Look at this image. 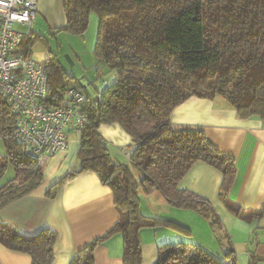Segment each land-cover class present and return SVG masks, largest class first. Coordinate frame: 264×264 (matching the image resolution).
<instances>
[{
	"label": "trees",
	"instance_id": "16d2710c",
	"mask_svg": "<svg viewBox=\"0 0 264 264\" xmlns=\"http://www.w3.org/2000/svg\"><path fill=\"white\" fill-rule=\"evenodd\" d=\"M63 9L66 24L59 31L79 35L85 34L91 13L98 14L95 55L114 73V80L102 93L86 95L83 111L89 120L80 133V168L51 185L47 195L55 197L68 180L92 172L110 187L119 212L106 237L79 250L70 264H96V248L115 234L122 236L123 264L143 263L144 229L164 227L191 236L176 222L144 215L140 191L146 196L159 193L170 206L194 210L220 229L211 203L180 183L196 163L204 162L222 173L220 193L227 197L236 177L234 159L214 147L203 131L174 129L171 116L191 97L221 98L240 118L264 121V0H63ZM35 37L27 34L19 48L26 53ZM46 68L45 106H60L68 88L84 87L54 58ZM17 120L9 98L0 92V137L6 149L0 154V181L9 167L15 173L0 187V209L32 193L44 180L42 167L14 138ZM111 124L132 138L130 165L140 173L139 180L130 165L111 155L100 133L102 125ZM58 239V232L49 228L26 236L0 224V243L30 255L31 264H52ZM219 242L226 249V264H238L231 239L223 235ZM156 264L224 263L193 242H179L159 246Z\"/></svg>",
	"mask_w": 264,
	"mask_h": 264
},
{
	"label": "crops",
	"instance_id": "0c3cea01",
	"mask_svg": "<svg viewBox=\"0 0 264 264\" xmlns=\"http://www.w3.org/2000/svg\"><path fill=\"white\" fill-rule=\"evenodd\" d=\"M56 1L63 7V0H39L38 13L42 12L49 20H61L62 10L53 5ZM63 23L66 24V18ZM171 122L174 129L203 131L214 147L234 159L236 177L227 197H222V173L198 162L180 183L181 188L211 203L220 218V229L213 228L194 210L170 206L159 193L146 196L140 191L144 215L176 222L191 231L187 237L164 227L142 230V264H156L159 246L179 242H193L226 264V249L219 242L223 235L231 239L238 264H264V121L256 116L240 118L221 98L191 97L174 110ZM100 133L114 159L130 165L132 138L118 124L102 125ZM68 140V149L49 157L42 167V184L0 209V224L12 225L26 236H34L46 228L58 232L52 264H70L75 253L92 241L106 237L119 219L112 190L92 172L68 180L55 197H48L51 185L80 168V135L70 131ZM130 168L139 180L140 173L131 165ZM2 180L0 187L5 184ZM95 261L96 264H123L122 236L115 234L103 240L95 250ZM31 262L30 255L12 251L0 243V264Z\"/></svg>",
	"mask_w": 264,
	"mask_h": 264
},
{
	"label": "built area",
	"instance_id": "2783aa9c",
	"mask_svg": "<svg viewBox=\"0 0 264 264\" xmlns=\"http://www.w3.org/2000/svg\"><path fill=\"white\" fill-rule=\"evenodd\" d=\"M39 0H0V92L9 98L17 115L14 138L23 153L43 167L49 157L68 149V134L80 135L89 115L83 111L86 95L68 88L63 103L47 107L42 103L48 90L46 63L23 52L26 33L36 22Z\"/></svg>",
	"mask_w": 264,
	"mask_h": 264
},
{
	"label": "rangeland",
	"instance_id": "374dc122",
	"mask_svg": "<svg viewBox=\"0 0 264 264\" xmlns=\"http://www.w3.org/2000/svg\"><path fill=\"white\" fill-rule=\"evenodd\" d=\"M40 3V2H39ZM54 7L62 10L63 17L61 20L48 19L42 14L37 13L36 22L33 31L30 28L22 27L26 34H37L31 44H28L26 53L33 59L48 63L50 58H54V63L58 64L62 71L68 76L77 80L82 79L83 87L81 91L85 94L96 96V91L102 93L107 84H112L114 73H112L105 64L95 55L97 32L100 18L97 13L93 12L89 18V25L84 35L73 34L67 31H59L65 26L63 20L66 15L62 3L54 2ZM21 28V27H19ZM98 70L104 75H99ZM6 149L0 137V154L4 155ZM13 168L9 167L2 180L6 183L14 178ZM6 181V182H5Z\"/></svg>",
	"mask_w": 264,
	"mask_h": 264
},
{
	"label": "water",
	"instance_id": "95a60500",
	"mask_svg": "<svg viewBox=\"0 0 264 264\" xmlns=\"http://www.w3.org/2000/svg\"><path fill=\"white\" fill-rule=\"evenodd\" d=\"M80 82H81V84H82V79H80ZM90 84H91V83L88 82L87 86H84V87H88ZM97 98H98V97H96V99H97Z\"/></svg>",
	"mask_w": 264,
	"mask_h": 264
}]
</instances>
